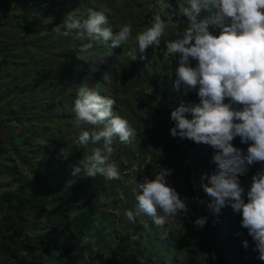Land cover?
<instances>
[{
	"label": "clouds",
	"instance_id": "clouds-1",
	"mask_svg": "<svg viewBox=\"0 0 264 264\" xmlns=\"http://www.w3.org/2000/svg\"><path fill=\"white\" fill-rule=\"evenodd\" d=\"M175 5L169 0H157L154 6L157 11L150 14L152 18L147 15L141 23L150 26L141 28L142 32L135 39H132L131 23L121 27L118 24L123 10L114 15L105 10V15L89 7L87 18L68 13L62 24L54 28L60 32L63 27L64 36L76 32L81 45L77 59L82 60V65L87 62L89 80L94 86L93 89L81 83L78 87L72 108L74 122L77 127L89 124L100 129L75 130L81 146L86 147L90 141L100 146L73 165V175L83 173L93 178L99 175L107 180L124 179L128 185L136 186L134 210L125 213L128 221L134 223L137 217L146 216L157 228L164 229V237L168 235L166 226L170 220L187 216V198L182 199L171 182H167L171 169H159L156 165L159 171L153 173L154 179H149L155 167L156 144L147 145L150 135L146 134L157 128L155 120L158 118L160 122L162 114L152 109L153 122L141 115V102H133L135 112L122 105L114 106V98L126 99L125 93L122 97L120 92L123 80L120 71L125 73V66L131 64L129 58L136 59L139 53L144 60L147 50L155 46L160 54L166 52L176 58L171 63V69L176 66L174 87L198 89V103H187L188 100L183 99L171 112L175 126L170 134L196 143L197 148L188 147L192 159L194 151L201 155L200 149L211 156L214 152L212 162L217 169L211 174L203 173L199 183L209 198L207 207L219 216L223 207L231 205L242 216L241 226L254 241L257 259L264 261V0H177ZM185 22L186 26L180 29ZM170 28L177 29L175 38L163 40L165 49L161 50L159 46ZM117 87L119 91H113ZM140 94L143 98L147 93L141 89ZM150 104L153 106L152 102ZM116 108L122 111V116L114 114ZM136 114L141 126L135 121ZM116 137L120 144L134 147V160L129 162L124 151H120L113 155L120 161H111ZM236 137H240L239 144L232 143ZM140 139L142 147L136 144ZM70 154L67 147L60 149V157L67 159ZM245 162L249 166L257 165L258 170L251 177L247 191L240 180ZM125 166H130L126 173ZM185 166L187 170L179 169L181 176L185 171V175L190 172L193 178L196 165ZM194 180L196 177L188 180L193 190ZM206 222L207 217L202 216L193 221V225L202 228ZM180 227L186 231L181 221ZM243 245L247 248V241Z\"/></svg>",
	"mask_w": 264,
	"mask_h": 264
},
{
	"label": "trees",
	"instance_id": "trees-1",
	"mask_svg": "<svg viewBox=\"0 0 264 264\" xmlns=\"http://www.w3.org/2000/svg\"><path fill=\"white\" fill-rule=\"evenodd\" d=\"M42 1L44 16L29 23L16 22L17 27L21 30L19 33L10 30L7 27L8 25H0V28H3L2 36L4 37L2 47H0V77L5 74L4 66H7L10 60H13V64L22 66V80L13 83L11 87L7 86L8 91L0 98V109L6 116L3 121L0 120V159L1 156H4L2 158L4 162L0 161V184L2 185L4 180L7 179L9 188L14 189H4L0 192L1 212L9 222L6 223V226L4 225L6 234L2 238L0 237V264H47L40 249L46 236L32 238L25 234L21 227L17 228L21 224V221H18L19 215L38 209V212L45 210L47 217L57 219V222H67L63 229V233H65L63 236L64 242L60 244L58 238L55 237L56 244L54 243V245L59 251V256H61L59 264H81L85 258H87L89 264H99L101 252L93 249V247L95 248L102 243H106L102 247H109L115 232L111 229L109 222L106 223V219L113 217V210L117 209V204L121 200L125 203L122 213L118 216L121 222L124 221L128 227H136L140 231L148 226L152 230L153 236L156 237L155 240L161 241L167 250L170 251L171 248L175 247L177 252L174 256L176 260L173 258V264H195V261L206 251L208 252L206 264H232L226 260L225 252L216 246L218 227L225 225L228 228L225 231L228 235H221L224 238L223 240L227 242L229 238L234 237L236 232L238 233L239 229H236L235 226L230 228V222L227 224L224 222H221V224L216 223L214 228L210 225V221L215 219L212 218L207 222L203 233L200 234L194 229L185 227L186 231H184V234L181 233L179 237L175 236V233L179 232L170 229L168 224L166 226L168 235L164 237V229L157 228L150 218L147 219L144 216V218L146 217L144 219L146 223L137 220L133 223L125 217L127 210H134L133 196L136 186L133 184L128 185L124 179L122 181L120 179L107 180L99 175L93 178L87 177L83 173L73 175V165L79 162L77 158L83 159L85 156L91 155L92 149L96 146L91 141L86 147L75 143V141H78L75 139V130L77 128H80L81 131L90 129L93 132L99 128L89 124H80L77 127L74 122L72 103H74L75 98H72L75 88L71 89L61 84V63L62 60L70 62V69L78 76V87L89 79V68L85 61L83 65L78 66H74L72 63L77 58V52L81 47L80 39L76 38V32L73 31L64 36L61 34L64 31L63 27H61L60 32H57L54 28L62 24L68 13H73L81 19L87 18L89 7L97 11H103L105 15L108 10L111 15H114V11L110 10L113 7L109 4V0H94V2L89 0L85 3H77L74 0H62L60 3L56 0H37V3ZM128 3L130 6L123 8L125 15L133 13L134 6L130 2ZM16 5V9H22L29 16L33 15L36 6L34 0H19V2L16 1ZM7 8L4 4L0 5V11L3 13L6 12ZM58 13H61V15ZM149 16L152 18V15ZM39 24H42L41 29L36 28V25L39 26ZM19 36L26 37L28 40L26 42L23 40L20 43L18 42V39L20 40ZM60 43H69V45L58 51L57 47ZM38 53H42L43 56L40 58ZM163 69H165V66H163ZM143 72L139 86L147 84L149 80L146 69ZM31 78L32 80H30ZM153 84L155 85V80ZM158 87L155 85L154 89L157 90ZM170 88L174 89V85L172 86L171 83ZM113 91H119V87L113 89ZM114 100L116 101L114 106L122 105L127 107L129 111L135 112L131 99H122L118 96ZM113 112L116 115H123L122 111L118 112L117 108ZM137 117L138 114H136L135 121L141 126ZM82 126L83 128H81ZM37 136L46 137L43 145H34ZM116 139V143L112 145L113 154L124 151L123 153L129 162L132 158L134 160L136 155L134 147L118 145L121 142L118 137ZM74 143L79 144L77 147H82L79 150L78 157H76L77 154L75 156L72 152L71 157L76 158L62 159L59 156L60 149ZM232 143L239 144L240 137H236ZM136 144L138 147H142L143 140L140 139ZM16 152L18 159L22 162V167L18 165L17 159L13 156ZM200 153L201 155L194 151V159H192L188 155V148H186L181 151L180 159L184 165L193 163L197 169H201L200 172L195 168L196 175L194 177L198 180L197 191L202 192L201 197L203 198L205 193L199 187L201 175L203 173L211 174L216 171L217 166L212 162L213 151L212 156L210 153H204L202 149H200ZM154 164H160L155 156ZM27 166H29L28 173H35L32 177H28L23 172L24 167ZM130 166H125V173L130 169ZM256 167L257 165L249 166L245 162L244 171L240 174L241 183L246 177L251 180V177L258 171ZM119 171L121 172L120 169ZM183 176H185L184 184L186 187L190 186L188 180L194 177H190V172ZM13 183L16 186H13ZM248 188L247 186L246 191ZM82 191L91 193L89 200H81L84 194ZM191 192H193L192 188L189 190L188 195ZM194 193L196 192L194 191ZM195 195L200 196L199 192ZM191 203H187V207L193 213H196L195 219H197L198 210L203 208L193 202ZM177 231H180V229ZM212 233L216 234L213 235V238H211ZM142 234L140 232L136 237L141 238ZM85 237L89 238L83 243L82 240ZM21 238L22 240H20ZM196 239L201 243L197 245L195 243ZM36 240H40L41 243L39 245L34 244ZM241 240L243 241L242 238ZM134 241H137V238ZM68 242H75V250L69 246L63 247V244ZM136 243L138 251H140L139 245L141 242ZM230 244L234 245L232 241ZM123 248L124 246L122 252H118L122 257L124 254ZM145 248L149 249L147 245ZM112 249L115 250V248ZM237 249L239 250L238 260L241 264H261L258 261L252 263V258L248 259L244 256L242 242L240 246H237ZM87 252L88 256H86ZM123 263L125 264V261ZM143 264L160 263L149 258Z\"/></svg>",
	"mask_w": 264,
	"mask_h": 264
},
{
	"label": "rangeland",
	"instance_id": "rangeland-1",
	"mask_svg": "<svg viewBox=\"0 0 264 264\" xmlns=\"http://www.w3.org/2000/svg\"><path fill=\"white\" fill-rule=\"evenodd\" d=\"M16 1L19 2V0H0L1 6L4 4L7 8L6 12L0 11V25H8L7 27L10 30H15L16 33H19L21 30L17 27L16 22L24 21L26 23H29L31 21H35L39 18H42L43 15V8H42V2L37 3V0L35 1V11L33 12V15L26 14L22 9H16ZM48 1V0H47ZM58 3L62 2V0H56ZM71 1V0H69ZM77 3H85L88 2L89 0H74ZM110 5L113 7V10L115 13H120L123 8H128L130 5L128 2H130L134 7L132 9V14L131 15H125L122 11L123 17H119V26L121 27L123 24L126 23H131L132 25V39H135L137 35L142 32L141 28H147L150 26L149 23H144L141 24L142 21L146 18V16L150 14H154L155 11H157V8L154 7L157 3V0H109ZM90 2H94V0H90ZM170 3L173 4V6L176 4L177 0H169ZM59 11V10H56ZM61 15V13H58ZM151 20V19H150ZM186 26V22L184 24L180 25V29H183ZM36 28L41 29L42 24H39V26L36 25ZM137 28V30H136ZM177 29H168L162 39L161 45L159 48L161 50H164V43L163 40H169V39H174L175 38V32ZM3 28H0V47H2V42L4 40V37L2 36ZM43 34V33H42ZM26 36V35H25ZM20 40L18 39V42H23V40L26 42L28 39L23 36H19ZM24 42V43H25ZM6 43V41H5ZM68 46L69 43H60L58 45V51L63 48L64 46ZM77 50V49H76ZM131 50V49H130ZM65 51V50H64ZM63 51V52H64ZM138 51V48H137ZM40 58L43 56L42 53H38ZM130 65L125 66V73L122 72L123 80L120 82V85L122 88L120 89L121 96H124L125 93V98L131 99L132 102H141L139 107L141 111V115L144 114L147 120L157 122V128L153 130V132H149L146 134L147 137L150 135V139H146V144L147 145H152L156 144V148L154 149L155 151V158L156 160L160 161V166H158L159 169L167 167L166 169H172L173 172H171L170 175H168L166 178H168L167 182H171V187H174L180 197L182 199L187 198V203L192 204L191 202L195 203L197 206H201L203 209L198 210L197 212V217H202L205 216L207 217V222L209 219L215 218L214 220L210 221V225L213 227L216 226V223L221 224V222H224L225 224L230 222V228L232 226H235L236 229L238 230V233L234 234V237L229 238L228 242L223 240L224 238L222 236H227L228 234L225 233V231L228 229L225 227V225H222L218 227V234H213L211 235V238H213V235H216L217 240V247L225 252V258L226 260L230 261L232 264H241V262L238 260V255H239V250L237 249V246L241 245L242 242V249L244 250V256H246L248 259H253L252 263L255 261H258L261 264H264V261H261L257 259V252L254 251V241L252 240L251 236H249L247 229L243 228L241 226V220L242 216L233 211V208L231 205H226L221 209V212L219 216H216L213 214V212L207 207L209 198L205 194V197H201V191H197V184L198 180L192 181L191 185L194 187L193 193L188 195L190 186L186 187L184 184V176L185 171L183 175L181 176V172L179 169H185L187 170L186 166L181 162L180 159V154L181 151L185 150L186 148H197L195 146V142L189 140V139H181L178 136L173 137L170 134V129L174 127L175 125L172 124L171 120V112L175 110L180 102L183 101V99L188 100V102H194L198 103L196 101H199V97L197 96V91L196 90H186L183 87L180 89H171L169 86V82L174 85V70H175V65L171 69V63H173L172 60H175L176 58L173 56L166 55V52L163 54H160L159 51H155V46L149 48L147 50V58L144 60L140 59V54L137 53L136 59H133V57L129 58ZM90 60V56H89ZM171 60V61H170ZM74 66L82 65L81 60L75 58V60L72 62ZM45 64V63H44ZM46 65V64H45ZM193 66H195L192 63ZM163 66H165V69H163ZM5 69V74L0 77V98L6 94L8 91V87H11L13 83L19 82L22 79V66L21 65H15L13 64V60L9 61V64L7 66H4ZM144 69H146L147 76L149 77L148 83L144 84L143 86H139L141 82V74H144ZM60 73V78L61 84L64 86H67L68 88H75V91L73 92V98H76V93L78 90V76H76L73 71L70 69V62L69 61H63L61 63V70ZM124 74V75H123ZM75 75V76H74ZM32 80V78L30 79ZM154 80H155V85L159 86L157 90L154 89ZM85 84H87L89 87L94 89L93 82L90 81L89 79L87 81H84ZM8 86V87H7ZM143 89L145 93L143 98L141 97L140 90ZM133 90H137L138 93L135 94ZM149 92V93H148ZM16 96V94H14ZM177 100V101H175ZM194 100V101H193ZM153 103V106H151L150 103ZM225 102H228L227 99ZM74 107V103H72V108ZM156 108L157 109V114L159 112L162 114L160 122L154 119V112L152 109ZM160 110V111H159ZM51 114V112H49ZM127 114V113H126ZM129 117V115H127ZM6 116L4 115V112L2 109H0V120H4ZM143 118V117H141ZM154 125V124H153ZM151 127V124L149 125ZM100 129L96 130L99 131ZM78 136L76 135L75 139L78 140ZM46 138V137H45ZM44 137L37 136L36 141L34 145H43L44 142ZM117 140L114 139L113 143H116ZM75 143H78V141H75ZM69 144L67 148L72 152H74L75 156L78 157L79 155V150L82 149V147H77L79 144ZM120 145V143L118 144ZM37 146V147H38ZM100 146L99 144L95 147ZM94 147V148H95ZM62 148H66L65 146ZM14 151V150H12ZM71 154L69 155V158H76V157H71ZM112 154L111 161L112 162H119V159H116L115 156ZM13 156L17 159L18 165L22 167V162L18 159L17 152L13 154ZM192 156V152H191ZM4 158V156H1ZM0 159L2 163L4 162V159ZM62 158V157H61ZM64 159V158H62ZM78 161H82V158H77ZM154 159V157H153ZM7 163V161H6ZM38 163V162H37ZM153 169L151 171V176L149 179H154L155 175L153 173H156L159 171L157 169V166L153 163ZM184 166V167H183ZM25 170L23 171L25 175L28 177H32L35 173L31 174L28 173L29 171V166L24 167ZM244 177V176H243ZM241 179V177H240ZM250 179L246 177L244 181L241 183L242 186L245 188L248 186ZM13 186H16L13 183ZM0 192H2L4 189H12V187L9 188L8 180L5 179L4 183L1 185L0 184ZM199 192L200 196L195 195L196 193ZM84 193L81 197L82 201H87L90 199V192L82 191ZM245 200L247 201V198L245 196ZM124 202L121 200L117 204V209L113 211V217H108L106 219V223L109 222V225L112 230L115 232V236L112 239L111 243L109 244V247H102V243L98 245L97 247H93V249L98 250L101 252V257L99 259V264H124L123 262L125 261V264H143L144 261H148L149 258H152L155 262L159 261L160 264H173V261L176 260L174 257L176 255L177 249L175 247L171 248L170 251L167 250V248L163 245V243L159 240H155V236L151 233V229L148 228V226H145L141 231L136 229V227H128L124 221L121 222L118 216L122 213L123 207H124ZM39 210V209H38ZM38 210H31L27 214H21L19 215L18 221H21V224H19L21 229H23V232L29 236L33 237H41V236H46L44 239V244L41 245V253L43 256H45V262L47 264H59V260L61 259V256H59V251L56 249V240L55 237L58 238V241L60 244L64 242L63 236L65 233H63V229L66 226V223H61L57 222V219H52L51 217H47V214H45V210L38 212ZM109 211V210H108ZM35 213V215H34ZM196 213H193L189 209V212L187 216L181 215L178 217V219L183 223V227L185 228H190L194 229L197 233H203V229L206 228V224L202 228H197L194 227L193 221L196 219ZM232 216V217H231ZM126 217V216H125ZM51 218V219H50ZM137 221L144 222L143 216L137 217ZM148 219V217H147ZM177 219H172L169 222L170 229L175 230L176 237H179L181 233L184 234L180 227V221ZM11 221V220H10ZM6 223H9L5 219V215L1 212L0 208V237L2 238L6 232L4 231V227L7 225ZM146 223V222H144ZM215 223V224H214ZM5 225V226H4ZM215 228V227H214ZM180 229V231H177ZM144 230V231H143ZM142 232V237H137V241H134L130 237L132 236H138ZM217 233V231H216ZM118 234V236H116ZM188 234V233H187ZM224 234V235H223ZM222 235V236H221ZM0 238V239H1ZM89 237H85L82 242H86ZM243 239V241L241 240ZM141 239V240H139ZM22 240V238L20 239ZM140 241V251H138L137 248V243ZM233 242L234 245H231L230 242ZM247 241V248L244 247L243 242ZM135 242V243H134ZM41 243L40 240L34 241V244L39 245ZM197 245L200 244L198 239H196L195 242ZM148 246L149 249H146L145 246ZM71 247L72 249L75 250V242H68L63 244V247ZM124 246V254L123 257L120 256V252H122V247ZM112 248H115L113 250ZM65 251V249H64ZM119 252V253H118ZM88 256V252L87 255ZM64 258V257H63ZM174 258V260H173ZM207 258H208V252L206 251L205 253H202V256L195 261V264H206L207 263ZM84 261L81 264H89L87 261V258L83 259Z\"/></svg>",
	"mask_w": 264,
	"mask_h": 264
}]
</instances>
